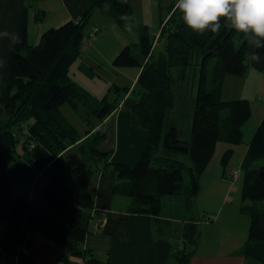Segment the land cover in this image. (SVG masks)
I'll use <instances>...</instances> for the list:
<instances>
[{"label":"trees","instance_id":"1","mask_svg":"<svg viewBox=\"0 0 264 264\" xmlns=\"http://www.w3.org/2000/svg\"><path fill=\"white\" fill-rule=\"evenodd\" d=\"M28 1L0 0V30L17 32L21 40L11 47L8 39L0 41V59L4 60L0 68V193L4 202L0 221L5 226L0 237V253L15 255L42 236L64 247L68 254L81 256L84 264H108V259L102 261L82 248L90 232L94 208V197L88 188L94 173L112 171L115 177L112 193L130 198L127 211L150 214L155 231L158 227L169 231L170 220L159 215L162 196L183 194L186 208L192 210L200 190V177L217 143L234 145L242 141V125L252 114L251 105L246 98L222 99L224 81L228 74L244 75L249 67L264 71V49L249 46L242 34L225 26L224 21L219 33L192 32L184 25L181 14L173 13L174 1L160 24L155 44L148 26L137 23V45H125L113 58L116 66H139L133 87L113 84L101 98H96L72 80L70 68L81 54L85 27L93 10L100 9L125 28L132 13L130 0H94L78 19L44 30L36 44L27 41ZM41 14L42 11L34 16L39 19ZM157 44L161 48L154 55ZM253 51L262 53L261 63L249 59ZM211 58L215 60L209 66ZM192 65H200L195 105L189 133L182 137L181 130L171 120L177 100L174 84L185 77ZM129 89L135 98L132 112L146 131V141L137 161L124 164L110 160L111 151L97 147L105 136L103 133L91 132L90 127L82 137L60 106L68 102L78 111L94 101L96 107L91 109V114L101 121L118 106L121 96ZM18 141L22 153L17 155L47 180L39 190L37 202L41 205H32V198L11 193L4 196L10 181L8 162L13 155L10 153L16 151ZM69 146L79 148L81 161L66 162L65 151ZM232 152L231 146L223 152V166ZM173 153L186 154L189 165L176 159ZM263 159L264 113L241 161L239 208L249 217L243 252L260 264H264V164L254 163ZM184 172L188 175L187 185L183 184ZM224 175L235 179L228 173ZM200 238V225L191 218L173 245V263L190 264L193 251L186 249V245L195 247ZM58 258L65 264L68 261L65 254Z\"/></svg>","mask_w":264,"mask_h":264},{"label":"crops","instance_id":"2","mask_svg":"<svg viewBox=\"0 0 264 264\" xmlns=\"http://www.w3.org/2000/svg\"><path fill=\"white\" fill-rule=\"evenodd\" d=\"M35 1L36 3L48 2L49 8L36 7L32 10L29 8V14L33 16L34 26L38 31L35 39H40L42 33L40 24L45 22L49 13L52 19L55 20L54 25L49 26L57 27L70 19H78L94 2V0ZM52 9L55 10V13L50 11ZM41 11V17L36 19L34 14ZM101 13L105 15L103 11ZM44 17L45 19H43ZM166 18L167 16L164 19ZM89 31L87 38L85 36L83 38L81 54L71 68L72 71L75 67V70H81L94 83L96 75L92 68L93 61L97 58L91 54L99 52L98 46L104 38L101 35L99 38L93 39L94 35H89ZM117 51L118 47L116 45L115 53ZM103 58L106 57L103 55ZM106 60L108 64L111 60L113 62L111 57L106 58ZM98 65H100V62H98ZM135 72L132 78L129 79L131 81L130 85L124 86L132 88L139 70H135ZM123 74L126 78L130 76L128 70ZM70 76L73 80L79 82L75 79V72H72ZM106 82L104 81V83ZM84 84H82L84 87L87 86V88L95 91L92 85ZM113 84L120 86L116 79H111L107 87ZM130 89L121 96L118 106L103 120L94 123L91 129V132L99 130L105 136L110 135L112 137V143L107 145L110 147L101 146L99 149L111 151L110 160L124 164H133L137 161L146 141V131L137 116L132 112L135 98L132 96ZM255 122L253 126H255ZM90 123L92 122L90 121ZM247 130L244 153L253 132L252 128ZM86 131L82 137H85ZM242 134L244 133L242 132ZM66 152L67 150L65 154ZM203 173L201 176H203ZM206 175L204 176L205 179ZM222 175L224 176L223 172ZM214 179L215 187L218 185L223 186V182L227 183L222 179L220 173H217ZM218 179H221L222 182ZM237 181L238 178L222 188L220 204L214 207H208L207 205L195 207L199 199L198 192L193 202L194 207L198 209L197 212H194L193 209L188 211L183 194L162 196L159 215L162 219L170 220L171 227L169 231L159 227L155 231L150 214L129 213L127 208L131 202L130 198L112 193L115 182L113 172L109 171L102 174L98 170L92 176L88 186L94 197V208L90 220V232L86 234L82 242V248L102 261L108 259V264H174L171 256L173 245L180 239L185 222L192 218L195 219L196 224L199 223L200 225L201 238L195 247L186 245V249L193 251L190 264H260L258 261L247 257L243 252V245L248 236L249 217L239 210L241 195H236L239 190ZM33 195L34 193L30 192L28 196L33 200ZM39 204L40 202H32V205ZM60 254L67 255L68 261H66V264H84V259L81 256L68 254L64 247L56 245L42 236L35 238L29 247L22 248L15 255L7 252L0 253V264H65L63 260L58 258Z\"/></svg>","mask_w":264,"mask_h":264},{"label":"rangeland","instance_id":"3","mask_svg":"<svg viewBox=\"0 0 264 264\" xmlns=\"http://www.w3.org/2000/svg\"><path fill=\"white\" fill-rule=\"evenodd\" d=\"M174 1L175 0H130V4L132 6V13L128 18L129 24L127 25L131 27L130 31L128 30V27L123 28L120 25L114 23L108 15H102L100 9H94L85 27V38H87L88 31L90 28L92 29L89 31V35H96V37L93 36V39L99 38L101 35L104 38L98 46L99 52L91 54L92 56H95L97 58L93 61L94 64L92 68L96 75L95 81L93 83L81 70H75L76 67L73 71L72 68L70 69V74L72 72H75L76 78H74L76 80H78L82 84L86 83L87 85H92L95 91H92L91 89L87 88V86H85L87 88L86 89L82 84L75 80L74 81L78 85L86 89L88 92L90 90L91 93H89L91 94V96L96 98H101L105 93H107L109 88L107 87V84L111 79H116L117 83L120 84L121 87H123L124 85L129 86L131 83L129 79H131L134 73H136L135 70H140L139 66H116L113 64L112 60L108 64L106 58L111 57V59H113L125 45H130L131 47L137 45L139 41V34L138 30L136 29L137 23L145 24L148 26L150 35L152 37L154 36L155 44L158 38L157 33L160 32V24L162 23L164 18L168 16L169 9ZM28 4L30 10L36 7L49 9L48 2L36 3L35 0H30L28 1ZM50 11L52 13H55L54 9ZM43 19H45V17ZM54 23L55 20L52 19L51 14L49 13L47 15V18L45 19V22H42L40 24L42 28L41 32L50 27L49 25H54ZM94 28H97L99 32L98 34L97 32H95V34H92V30ZM37 34L38 31L34 26L33 16L29 14V27L27 38L29 44H36L39 42L40 39H35ZM116 45L118 47V51L115 53ZM160 48L161 45L157 44L154 49V55H156L158 51H160ZM100 53H102L106 58H103V55ZM214 60V58L209 59V66H211V63L214 62ZM98 62H100V65H98ZM199 68L200 65L190 66L185 77L174 84V90L177 95V100L175 107L171 111V120L181 130L182 137L187 136L190 129L193 109L195 105ZM127 70L128 74L130 75L128 78H126L125 74H123L125 73V71L127 72ZM130 70H133L134 72ZM173 72L176 75L177 68H174ZM124 78H126L127 80ZM104 81L107 82L104 83ZM120 93L122 94V91H120ZM108 98L110 100L111 95ZM233 98L248 99L252 109V114L250 118L243 124V141L234 145L223 141L217 143L215 152L208 164V167L205 173H203V176H201V189L199 191V199L197 201V205L195 203V207H200L201 205L214 207L220 204V195L222 193V188L226 187L227 183L229 184L233 180L228 179L225 175L223 176L222 172H224V174H227L228 170L230 169L238 170V175L235 177V179L238 178L237 185L239 186V190L236 195L238 196L240 194L241 182L243 177L241 161L246 147L245 137H247V129L252 128L254 132L258 122L260 121L264 113V71L249 67L246 73L242 76L228 74L225 77L224 81L222 99L226 100ZM95 103L96 102L94 101H90L87 104L88 106H81L78 111H75L68 102H65L60 106V109L63 115L77 129L78 133L84 135L86 129H89L93 126L94 123L97 122L96 118L93 116V114H91V109L96 107ZM90 121L92 123H90ZM254 121H256L255 126H253ZM18 136L20 137V134ZM111 143L112 137L110 135L104 136L103 139L97 144V147H110L107 145H110ZM228 146H232L234 150L231 156L228 157V161L224 166L225 169L223 170V164L221 160L222 154ZM69 147L66 149V162L72 164L76 163L77 161H81L83 157L82 154L79 152V148L77 146ZM20 153H22V148L20 147V141H18L16 145V151L10 153L13 154L12 156H10L8 162V175L10 181L8 188L4 192V196H6L8 193H11L13 195L21 196L31 200V197L28 195L30 192H32L34 193V198L33 200H31V202L34 201L36 203L40 197L39 190L42 185L46 183L47 180L44 177H39L37 169H35L22 156L17 155ZM173 155L176 159L189 165L190 161L186 154L173 153ZM261 164H264V159L261 161H256L254 163L255 166ZM109 168H111V166H109ZM217 173H220L222 179L227 181V183L223 182V186H214V177ZM205 174H207L206 179L204 178ZM218 180L221 181V179ZM183 184H188V175L186 172H184ZM195 207H192V209L194 210V212H197L198 209H196Z\"/></svg>","mask_w":264,"mask_h":264},{"label":"clouds","instance_id":"4","mask_svg":"<svg viewBox=\"0 0 264 264\" xmlns=\"http://www.w3.org/2000/svg\"><path fill=\"white\" fill-rule=\"evenodd\" d=\"M172 11H178L184 25L194 33H219L224 21L225 26L241 33L249 46L264 49V0H175ZM4 39L9 40L10 47L21 43L19 33L0 30V41ZM249 59L259 64L262 53L253 51ZM3 66L0 59V68Z\"/></svg>","mask_w":264,"mask_h":264},{"label":"built area","instance_id":"5","mask_svg":"<svg viewBox=\"0 0 264 264\" xmlns=\"http://www.w3.org/2000/svg\"><path fill=\"white\" fill-rule=\"evenodd\" d=\"M95 32H98L97 28H94L92 30V34H95ZM158 35V34H157ZM228 174L232 177L235 178L238 175V170L237 169H232L228 171ZM5 231V226L4 223L2 221H0V237L3 236ZM2 251V248L0 247V252Z\"/></svg>","mask_w":264,"mask_h":264},{"label":"water","instance_id":"6","mask_svg":"<svg viewBox=\"0 0 264 264\" xmlns=\"http://www.w3.org/2000/svg\"><path fill=\"white\" fill-rule=\"evenodd\" d=\"M3 209H4V202H3L2 194L0 193V216L2 215Z\"/></svg>","mask_w":264,"mask_h":264}]
</instances>
